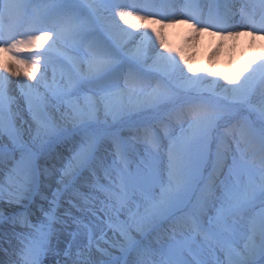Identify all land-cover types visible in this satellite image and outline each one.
<instances>
[{
	"label": "snow or ice",
	"instance_id": "obj_1",
	"mask_svg": "<svg viewBox=\"0 0 264 264\" xmlns=\"http://www.w3.org/2000/svg\"><path fill=\"white\" fill-rule=\"evenodd\" d=\"M108 7L107 0H86L84 5H80L76 0H51L40 9L33 6L30 10V6L22 3L21 0H0V51L30 64L34 70L43 68L35 85H25L21 89L22 91L27 89L25 97L31 123L22 121L19 111H14L8 92L7 77H0V138L10 141L13 152L19 153V158L16 159L8 177L13 188L7 193V203L18 205L19 210L6 220L0 216V222L13 225L19 222L30 229L18 234L23 246L20 253L22 264H41V257L52 250L51 245L57 234V225L62 221L61 189H55L49 197L45 188L55 170L54 167L49 169L48 161H55L57 155L55 149L68 139L69 133L53 123L51 112L61 109L64 103L71 105V97L76 93L72 89L61 93L50 88L46 82L48 70L51 67L53 83L58 70L63 76L65 65L68 64L75 70V73H69L70 78L79 73L96 77L103 72L111 74L112 83H115V73L121 57L118 52L104 50L95 34L97 23L102 22L104 31L113 39H118L120 36L119 23L114 17L106 19L104 15ZM115 7L119 10L114 12V16H118L119 21L126 24L130 18L145 20L150 16H158L155 23H161L164 20L170 23L191 21L194 28L199 26L200 30L204 31L212 25H224L229 19L227 14L220 15L214 10V6H209L205 21L202 16L203 9L190 2L183 4L182 20L176 18L175 13L172 16L168 15V10L176 7L170 0H142V3L138 5H116ZM129 7L132 12H143V15L132 17V12L127 10ZM258 7L260 9L258 20L255 10L246 12L243 8L241 9V15L247 20L250 31L254 35L264 34V0H259ZM51 14H55L61 24L58 30L51 34L53 38L45 53L38 59H22L21 48L35 46L36 41L49 40L50 36L48 30L38 29L43 34L36 35L35 32H30L26 34V39H16V29L25 22L35 28ZM221 30L223 29L217 28V31ZM231 34L229 32V35ZM128 35L131 38V34ZM140 41V45L135 49V56L138 63H144L148 57L147 49L151 37L145 32L140 37ZM80 46H85L90 54L83 61L87 65L86 71L81 63L76 62L74 57L68 54L69 49L78 50ZM40 59L44 61L42 65L39 63ZM153 67L161 71L169 81L164 90H156L150 94L148 103L154 108L165 109L172 104L177 89L194 95L203 94L201 84L207 82L205 78L186 75L174 58L156 53ZM5 71L11 70L6 68ZM188 71H192L190 65ZM12 74L20 75L18 71ZM241 75L236 73L230 77H224L226 84L231 87L218 86L216 81L210 82L211 96L189 108L191 120L187 128L185 129L181 124L180 135L174 137L169 146L167 184L161 185L158 195L139 187L134 182L135 178L142 174L141 170L137 168L135 173L129 171L126 161L123 168L115 174L106 172V176L114 187L101 186V190L107 193L102 210L110 222L109 226L117 228L123 237L127 251H138L139 242L136 236L151 230L158 220L168 219L179 212H187L192 219L193 234L171 245L167 253L162 254L161 259L153 258L150 264H264V218L261 219L258 230L255 226L252 227V235L247 237L248 242L245 243L243 250L238 249L236 244L238 218L250 200L248 197L243 200L238 198L235 185L229 180L222 181L220 185L215 182V175L223 174L225 167L229 177L239 175L241 169V164L236 158H233L231 164L228 163L227 153L222 150L217 137L214 136L215 129L219 120L223 118L222 114L226 107L249 105L257 88L264 86V61H261L242 80ZM34 77L35 71L30 78ZM41 81H45L46 91L43 94L38 89ZM49 91L51 97L48 95ZM104 92L99 101L85 98V105L93 109L97 103L102 102L106 114H111L114 118L122 115L125 107L113 104V97L120 96L122 93L107 90ZM133 94L129 91L130 96ZM221 97L224 101L223 106L220 104ZM256 111L264 120V103L260 104ZM25 123H28L27 135H25ZM71 136L73 138L79 136L80 147L67 167L63 168L61 184H67L65 177L73 180L74 183L79 175L91 168L95 153L102 141L101 134L92 131L91 126L87 124L73 131ZM258 137L260 150L264 151V124L259 129ZM193 144H195L197 158L195 170L188 163ZM241 159H243L242 155ZM209 167L211 182L203 179V172ZM261 175L260 196L264 198V169ZM4 193L3 186H0V201L4 200ZM137 195L145 201L143 212L139 210ZM37 201L41 202L37 222H30L28 217L31 213L28 209ZM133 204L136 205L135 211H133ZM122 213L124 218L119 219ZM113 214L118 221L115 224L111 223ZM73 219L75 221V218ZM75 222L78 223V221ZM84 228L87 230L88 243L84 248H78L75 253L71 247L66 248L62 264H96L91 255L93 237L88 225H84ZM197 237L202 239L198 241ZM205 251L215 256V259L211 262L206 260L202 255ZM217 251L223 254L224 260L216 256ZM0 264L4 262L0 261ZM57 264L61 262L57 261ZM135 264H148V262L145 259H138Z\"/></svg>",
	"mask_w": 264,
	"mask_h": 264
},
{
	"label": "rangeland",
	"instance_id": "obj_2",
	"mask_svg": "<svg viewBox=\"0 0 264 264\" xmlns=\"http://www.w3.org/2000/svg\"><path fill=\"white\" fill-rule=\"evenodd\" d=\"M21 2L28 4L30 10H32L33 6L40 9L45 4L50 3L51 0H21ZM76 2L84 5L86 0H76ZM170 2L174 3L176 7L169 9L168 15L172 16L175 13L176 18L181 20L183 4L186 2L196 4L203 9L202 16L205 21L207 20L209 6H214V10L220 15L227 14L229 19L224 25H212L201 31L199 26L194 28L191 21L187 23H170L168 20H164L161 23H155L154 21L158 19V16H150L145 20L130 18L127 24L123 21L120 22L122 30L118 39H113L104 31L102 22H98L95 34L101 47L107 51L118 52L121 57L115 73L114 84L112 83V75L103 72L96 77L79 73L70 78L69 73H75L70 64L65 65L63 76L58 70L55 83H53L51 67L48 70L51 77L47 84L50 88L61 93L72 89L76 94L71 97V105L64 103L61 109L55 110V113H57L56 121H67L71 128L64 129L56 123L58 127L69 133V137L55 149V153L60 156V160L53 165L56 174L49 178L50 190L46 194L50 197L55 189H61L60 216L62 221L57 225V234L52 240V250L41 257V264H57V261L62 264L66 248L71 247L73 253L78 248H84L88 243L87 230L84 225H88L93 237L91 255L96 264H135L138 259H145L150 264L153 258L156 260L161 259L162 254L167 253L171 245L177 241H183L193 234L191 217L187 212H179L168 219L158 220L151 230L138 234L136 236L139 242L138 251H127L118 229L110 227V222L107 216L104 215L102 209L107 193L101 190V186L104 188L114 187L106 176V172L115 174L123 168L126 161L129 165V171L135 173L137 168L141 170L142 174L136 177L134 182L139 187L158 195L161 185L167 184L169 146L172 139L180 135L181 124L185 129L187 128L188 122L191 120L189 108L211 96L210 89L212 85L210 82L216 81L218 86L231 87L226 84L224 77L241 73L240 79L242 80L244 76L248 75L257 66L253 61L251 52L248 50L249 42L254 37V40L256 39L255 43L259 44L257 39L264 37V34L254 35L250 31L247 20L241 15L242 8L246 12L255 10L258 20L260 13L259 0H170ZM107 3L114 7V11H118L116 5H138L142 3V0H107ZM127 10L132 12L131 7ZM110 12L107 8L104 15L107 16ZM138 15H143V12H132V17ZM60 24L59 18L55 14H51L35 28L27 22L17 28L16 39H26V34L30 32H35L36 35L43 34L38 29L48 30L50 36L49 40L36 41L35 46L21 48V58L38 59L41 57L51 43L53 38L51 34L58 30ZM152 24L162 27L158 37L149 35ZM218 27L223 30L217 31ZM191 31L199 36L204 34L214 35L223 43L231 45L232 48L237 45L235 49L236 54H239V56L237 58L235 54L232 59L229 58L226 65L220 62L216 65V68L222 69V73L210 72L209 76L208 72L206 73V62L201 61L197 65V70L192 73V77L203 76L207 81L201 84L203 94L194 95L182 89H177L172 104L165 109L154 108L148 103L150 94L156 90H164L169 83L168 78L153 67L155 55L161 53L164 56L174 58L182 68L178 51L181 42ZM145 32L151 37L147 49L148 57L146 62L138 63L135 49L141 42L140 37ZM229 32L232 34L229 35ZM236 33H239V35H236ZM128 34H131V38ZM4 54L9 62L24 63L8 53L4 52ZM68 54L82 61L90 56L85 46H80L78 50L69 49ZM231 54L230 51L228 55ZM52 55H55V53H52ZM261 61H264V51L259 56V64ZM43 62V59L39 60L41 65ZM83 64L87 66L85 63ZM44 85L45 83H42L39 88L42 94L46 91ZM120 89L125 90L126 93H122ZM104 90L122 93L120 96L113 97L114 105L125 107L122 115L114 118L111 114H106L102 102L97 103L93 109H89L85 105V98L99 101L100 97L105 94ZM129 91L134 94L130 96ZM259 91L264 93V86L257 88L249 105L226 107L225 112L222 114L223 118L219 120L214 132V136L217 137L222 150L227 153L228 163L231 164L233 158H236L241 164L239 175L229 177L227 167H225L223 174L217 173L215 175L216 184L220 185L222 181L227 179L235 185V193L238 198L243 200L248 197L250 200V203L247 204L244 212L238 218L236 244L240 250H243L245 243L248 242L247 237L252 235V227L255 226L258 230L260 221L264 218V198L260 196L264 151L260 150L258 137L259 129L264 124V120L256 111V108L264 103V100L261 98L258 104L254 103V96ZM217 92H219V87H217ZM48 95L51 97L50 91ZM21 100L25 105V115L21 118L23 121L31 123L25 93L21 95ZM220 104L224 105L222 97L220 98ZM168 112L171 114L166 115L165 113ZM51 119L55 124L52 117ZM28 123L24 124L25 135H27ZM83 124L90 125L92 131L101 134L100 147L95 153L90 169L79 175L74 183L73 180L65 177L67 184H61L60 179L63 168L67 167L72 156L80 147L79 136L73 138L71 133ZM1 142L0 169L2 168V170L0 173V186H3L5 190V198L0 201V210L11 206L15 208L13 211L16 212L19 210V206L7 203V193L13 188L8 177L16 159L19 158V153L13 152V146L7 139L1 138ZM213 148L215 150V144ZM241 155L243 159H241ZM41 163L43 164V161ZM188 163L195 170L197 165L195 144L192 146ZM210 172V167L203 172V179L207 182H211ZM137 201L140 205V212H143L145 201L141 200L138 195ZM40 204L41 202L37 201L28 209L31 213L28 217L30 222H37ZM135 210L136 205L133 204V211ZM11 215L13 213L9 214L8 217ZM40 218L42 219V216ZM123 218L124 214L122 213L119 219ZM117 222V217L113 214L111 223L115 224ZM5 224L7 226H4ZM29 230L22 224L13 225L0 222V261H3L4 264H22L20 253L23 246L19 241L18 234ZM201 239V237H197L198 241ZM202 255L209 262L215 259V256L206 251ZM216 256L221 260L225 259L219 251H217Z\"/></svg>",
	"mask_w": 264,
	"mask_h": 264
},
{
	"label": "bare ground",
	"instance_id": "obj_3",
	"mask_svg": "<svg viewBox=\"0 0 264 264\" xmlns=\"http://www.w3.org/2000/svg\"><path fill=\"white\" fill-rule=\"evenodd\" d=\"M109 5V4H108ZM108 10L111 12L109 15L105 16L106 19H111L114 17L115 21L119 23V29L122 30V26H120L119 17L114 16V7L109 5ZM113 10V11H112ZM162 30V27H159L155 24H152L150 26V32L149 35L152 37H158L160 34V31ZM121 33V31H120ZM112 37V36H111ZM253 41L251 40L249 42V47L248 50L251 52L253 61L256 63V65H259V56L263 53L264 51V37H259V44L255 43L256 39L254 40V37H252ZM141 43V42H140ZM140 43L138 45H140ZM235 43V42H234ZM233 43V44H234ZM236 46L232 48L231 45L223 43L220 39H218L214 35H208L204 34L203 36H199L198 34L194 33V31L189 32L183 41L181 42L178 54H179V60L182 69H184V72L188 76H192V73L197 70V65L201 61L206 62V73L208 72V76L210 72H215V74H220L222 73V69H217L216 65L219 64L220 62L223 63V65L227 64V61L229 58L232 59V57L236 54ZM137 47V46H136ZM230 51L232 54L229 56ZM237 58L239 54H236ZM76 62L81 63V66L84 70L87 69V66H85L82 62L81 59L75 58ZM240 59V58H239ZM185 61H187V64H185ZM191 66L192 71H188V66ZM10 69L11 71H5V69ZM18 71L20 73L19 76L13 75V72ZM35 71V77L30 78L31 74ZM43 72V69L40 68L39 70H34L30 64L28 63H12L9 62L7 57L5 56L3 51H0V77H7L8 80V89L10 92V95L12 97V104H13V109L19 111L20 118L23 117L24 114V109L25 105L22 103L21 100V95H23L27 89L25 88L24 91H22V86L25 85H35L37 79L41 76V73ZM207 76V77H208ZM50 74H47V81H50ZM42 83H45V81H41V83L38 85V89L42 85ZM130 84V83H129ZM228 87V86H225ZM17 90V91H16ZM40 91V90H39ZM122 93H126L125 90L120 89ZM128 94V93H127ZM264 100V93L262 91L257 92V94L254 96V103L258 104L259 99ZM100 107V106H99ZM56 115L55 110L51 112V117L53 118L55 124H59L62 128L64 129H70L71 125L67 121H56ZM23 121V119L21 118ZM74 124V123H73ZM2 144L1 138H0V145ZM57 154V153H56ZM60 160V156L57 154L55 161L49 160L47 166L49 169H53L54 163L58 162ZM44 163V162H43ZM43 165V164H42ZM2 168L0 169L1 173ZM56 172L54 170L53 175L55 176ZM51 176V177H52ZM50 190L49 183L47 182L45 192H48ZM13 207L7 206L4 209L0 210V216H3L5 219H7L8 215L11 213H14ZM17 225H20L19 222L16 223ZM4 226H7L6 224ZM6 264V263H5ZM8 264V263H7ZM11 264V263H9Z\"/></svg>",
	"mask_w": 264,
	"mask_h": 264
}]
</instances>
